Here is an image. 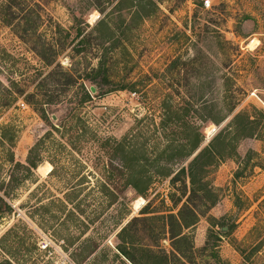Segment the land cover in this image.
Listing matches in <instances>:
<instances>
[{"label": "rangeland", "instance_id": "obj_1", "mask_svg": "<svg viewBox=\"0 0 264 264\" xmlns=\"http://www.w3.org/2000/svg\"><path fill=\"white\" fill-rule=\"evenodd\" d=\"M238 114L252 137L208 172L218 201L171 264H264V0H0V264H130L121 228L148 203L176 214L171 178ZM162 226L133 239L170 257Z\"/></svg>", "mask_w": 264, "mask_h": 264}, {"label": "trees", "instance_id": "obj_2", "mask_svg": "<svg viewBox=\"0 0 264 264\" xmlns=\"http://www.w3.org/2000/svg\"><path fill=\"white\" fill-rule=\"evenodd\" d=\"M104 25V21L100 22V26ZM108 27V26H107ZM31 26L29 22L26 21V27L24 28V35L29 34ZM111 33V30L109 29ZM113 33H111L112 35ZM21 39L24 37L21 35ZM49 44V43H47ZM46 43L43 44V48H46ZM51 46V45H49ZM37 49V48H34ZM40 58L45 62L48 67H52L55 63L53 58L47 56L45 52L40 54L37 51ZM104 61L103 54L99 57L98 68L95 73L104 72ZM57 67H60L58 64ZM57 71L55 69L49 73L48 76L54 75ZM64 76V75H63ZM70 81L65 85L68 86L71 82L74 83L73 77L69 74H65ZM115 90H109L112 92ZM107 93V92H105ZM85 97L88 96L85 94ZM240 118L245 119V123L240 126L235 127L233 133H228L223 135L219 133L216 135L206 147L202 148L188 163V167H182L178 170L174 176L171 178V185L180 193V197L176 195L171 196L170 201L174 208L177 209V213L162 214L159 216H149L151 213L147 212L148 204L140 211L139 217L132 218L117 234V239L119 244L117 246V251L130 263V264H140L136 258V253H140L141 256H146L150 259L152 264H171V259L181 262L182 259H187V254L191 257L194 255V246L191 237L185 233V231L194 227L198 222L200 216H206V213L211 209L218 201V196L214 192L210 183L207 181L208 172L210 169L214 168L218 162L224 158H233L237 156L236 144L240 137H252V133H247V127L250 124L249 118L244 114H238L234 117V122ZM223 119L219 118L217 120H210L215 124H218ZM247 134V136H246ZM204 136L202 134L197 138V144L191 147V150L185 155L186 159H190L194 152L198 150ZM115 151H121L122 154H126L125 148L121 145L116 144ZM196 148L194 151L193 149ZM191 151V152H190ZM20 166V165H18ZM39 166V161L37 160L35 149L31 148L27 157V169H36ZM120 173V172H119ZM121 174V173H120ZM136 187V186H135ZM140 195H143V190H137ZM185 199L181 207L178 209L179 204ZM199 202L205 211H201L196 205ZM151 221H162L163 226L161 229V234L166 240L170 241L171 256H167L164 252L158 254L149 246H138L133 237L140 232L138 228L139 225H144ZM208 222L211 227L215 225L216 220L212 217L208 218ZM210 233H212L210 231ZM209 237L206 240L204 247L201 251H205L208 246ZM158 247V246H156ZM161 251V250H160ZM141 259V257L139 258ZM2 264H11L6 261ZM182 264V263H181Z\"/></svg>", "mask_w": 264, "mask_h": 264}, {"label": "built area", "instance_id": "obj_3", "mask_svg": "<svg viewBox=\"0 0 264 264\" xmlns=\"http://www.w3.org/2000/svg\"><path fill=\"white\" fill-rule=\"evenodd\" d=\"M204 6L206 8H208L209 7V3L205 2ZM47 247H48V245L45 244L42 248L45 249ZM54 264H71V261H70V259L68 258L67 255L61 253V256H60L59 260L57 262H55Z\"/></svg>", "mask_w": 264, "mask_h": 264}, {"label": "bare ground", "instance_id": "obj_4", "mask_svg": "<svg viewBox=\"0 0 264 264\" xmlns=\"http://www.w3.org/2000/svg\"><path fill=\"white\" fill-rule=\"evenodd\" d=\"M254 42H252L249 46L251 47L252 46V44H253ZM249 44V43H248ZM46 168H44L43 166L41 167V169H43L44 171H45V174H49L50 172H51V168H50V166H45ZM140 201H141V199H139L136 203H135V206H134V209L135 210H137L138 208H139V205H141L140 204Z\"/></svg>", "mask_w": 264, "mask_h": 264}]
</instances>
